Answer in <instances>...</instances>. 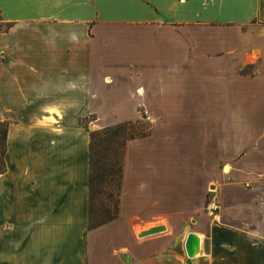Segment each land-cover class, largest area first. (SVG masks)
Returning <instances> with one entry per match:
<instances>
[{"label": "crops", "instance_id": "1", "mask_svg": "<svg viewBox=\"0 0 264 264\" xmlns=\"http://www.w3.org/2000/svg\"><path fill=\"white\" fill-rule=\"evenodd\" d=\"M0 16V264H184L189 232L192 264H264V0H0ZM142 110L119 216L91 229L90 131ZM219 138L235 148L212 214ZM154 220L167 230L135 237Z\"/></svg>", "mask_w": 264, "mask_h": 264}, {"label": "trees", "instance_id": "2", "mask_svg": "<svg viewBox=\"0 0 264 264\" xmlns=\"http://www.w3.org/2000/svg\"><path fill=\"white\" fill-rule=\"evenodd\" d=\"M141 122V120L125 121L90 131L89 227L91 229L111 222L119 216L120 196L113 209L110 204L113 196L107 188L112 181L123 180L127 141L149 135V132L135 129L134 125ZM7 128V122H0V174L7 169L5 161ZM122 154V164L118 165V159Z\"/></svg>", "mask_w": 264, "mask_h": 264}, {"label": "rangeland", "instance_id": "3", "mask_svg": "<svg viewBox=\"0 0 264 264\" xmlns=\"http://www.w3.org/2000/svg\"><path fill=\"white\" fill-rule=\"evenodd\" d=\"M1 16H0V20H1ZM4 23H2L3 25ZM5 25V24H4ZM6 27V26H5ZM246 112H249V111H254V109H251V108H247L245 109ZM228 111H232V109H214L213 111V116L214 117H217L218 115H220L221 113H228ZM94 118L93 117H89V118H86V120L84 121L85 125L87 127L90 126L91 124V120H93ZM141 120L142 122L140 124H135L134 127L136 130H142L143 132H149V134L152 132L153 130V122L148 118V114H146V112L144 110H142V118L139 119ZM138 121V120H137ZM218 124H216L215 122H213L211 125H208L211 126L212 128V131L214 130H220V129H217L216 126ZM219 126V125H218ZM226 125H223V127H225ZM252 126V125H250ZM261 130H264V124L261 125ZM222 129V128H221ZM93 131V130H92ZM221 131V130H220ZM231 141H229L228 139H214L213 140V147H212V167H213V170H212V176L210 178V181L208 183V181L206 182V188H207V197L205 198V200L202 202L204 203V206H206V208H208V202L213 198V194L215 193V188H216V185L218 184V180L219 178L221 177V174L222 173H225L227 174L228 172H226L224 170V167H229L227 164H226V161L224 160L225 158L222 157L223 154H225L228 150H233L234 145H231L230 143ZM123 151V154H124V149L122 150ZM122 153V152H121ZM123 154L120 155L119 159H118V165L122 164V161H123ZM122 183H123V180H118V181H112L110 183V185L108 186L107 190L109 192L112 193V200L110 202L111 206L113 209H115V205H117V199H118V196H120V191H121V188H122ZM196 203V202H195ZM196 204H200V202H197ZM156 225H164L166 227V230H167V222L164 221V220H154L152 221L151 223H149L148 225H142L140 224L138 227H136V230L134 231V235L136 238L138 239H141L139 237V234L146 230V229H149L150 227L152 226H156ZM145 227V229H144ZM156 235V234H155ZM183 263L184 264H192V263H186L185 260H183Z\"/></svg>", "mask_w": 264, "mask_h": 264}, {"label": "water", "instance_id": "4", "mask_svg": "<svg viewBox=\"0 0 264 264\" xmlns=\"http://www.w3.org/2000/svg\"><path fill=\"white\" fill-rule=\"evenodd\" d=\"M166 230L164 225L152 226L149 229L142 231L139 234L140 238L147 237L150 235H155ZM185 251L187 255V262L191 263L192 259L197 257L201 252V237L195 232H189L185 240Z\"/></svg>", "mask_w": 264, "mask_h": 264}, {"label": "built area", "instance_id": "5", "mask_svg": "<svg viewBox=\"0 0 264 264\" xmlns=\"http://www.w3.org/2000/svg\"><path fill=\"white\" fill-rule=\"evenodd\" d=\"M207 210L212 214L219 211V202L214 197L208 202Z\"/></svg>", "mask_w": 264, "mask_h": 264}]
</instances>
